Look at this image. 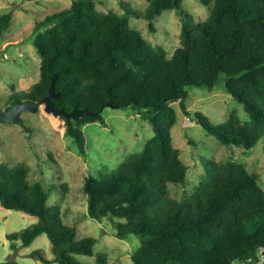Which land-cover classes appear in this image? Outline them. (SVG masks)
Returning <instances> with one entry per match:
<instances>
[{"label": "trees", "instance_id": "trees-1", "mask_svg": "<svg viewBox=\"0 0 264 264\" xmlns=\"http://www.w3.org/2000/svg\"><path fill=\"white\" fill-rule=\"evenodd\" d=\"M183 1L149 0L143 11L119 13L100 10L96 0H72L49 14L34 38L41 75L26 97L40 98L56 76L58 108L96 112L77 120L60 115L82 154L84 125L106 123L99 110L109 102L142 113L152 124L154 134L140 151L111 172L88 174L83 185L89 217L110 216L117 236L140 237L134 264H257L264 249V187L256 171L237 160L205 159L207 174L193 202H178L168 190L169 182L185 183L189 170L173 140L175 102L225 144L253 150L263 137L264 0H202L210 13L199 22L184 11ZM167 9L177 10L183 22L172 55L130 23L132 14L152 20ZM12 19L13 10L0 14V36ZM219 84L244 104L250 120L233 111L215 125L204 112L188 109V87ZM29 174L26 164L0 163L1 204L38 217L8 239L29 246L47 234L54 257L34 252L46 264H91L76 255L95 254L97 264H108V254L95 250L98 239H77V226L66 222L60 204L50 203L52 189L30 181Z\"/></svg>", "mask_w": 264, "mask_h": 264}, {"label": "rangeland", "instance_id": "rangeland-1", "mask_svg": "<svg viewBox=\"0 0 264 264\" xmlns=\"http://www.w3.org/2000/svg\"><path fill=\"white\" fill-rule=\"evenodd\" d=\"M102 11L124 13L127 10L143 11L149 0H96ZM72 0H0V14L13 10L11 25L0 36V86L9 90L16 84L18 89L29 90L41 75V56L34 38L44 27L39 23L46 16L67 8ZM184 11L195 22L205 20L210 9L202 0H184ZM130 23L156 46L165 48L172 55L181 43L182 17L175 9H167L152 20L132 14ZM188 109L204 112L213 124L224 122L233 111L243 121L250 120L243 103L222 85L214 89L188 87ZM178 123L172 134L176 147L188 165L185 183L169 182L168 196L183 202L196 199L198 185L207 174L206 160L243 162L259 174L264 187V135L253 150L244 146L228 145L206 129L195 116L187 115L179 102ZM106 123L93 121L84 125L86 154H82L75 139L66 132V120L45 110L25 113L26 124L32 129L8 124L0 129V163L11 166L26 164L30 168V181H42L52 189L51 204H60L65 220L78 228L77 239L94 236L97 252L108 254V264H134L132 253L140 243L138 235L123 238L116 235L117 228L110 216L94 219L88 216L84 181L88 174L100 175L113 171L129 155L140 151L154 134L153 126L131 108L107 106L103 110ZM2 140V142H1ZM64 185V186H63ZM38 217L22 210L8 209L0 202V264L12 260L21 264H45L39 257L52 259V242L42 234L29 246L12 242L7 234L19 231L36 222ZM264 249L262 250V252ZM34 253V254H33ZM81 262L97 264V255H76ZM60 264V263H52ZM235 264H245L236 261ZM264 264V254L261 261Z\"/></svg>", "mask_w": 264, "mask_h": 264}, {"label": "water", "instance_id": "water-1", "mask_svg": "<svg viewBox=\"0 0 264 264\" xmlns=\"http://www.w3.org/2000/svg\"><path fill=\"white\" fill-rule=\"evenodd\" d=\"M56 76L53 77L51 87L41 95L39 100H26L24 102H17L10 109H7L5 112L0 113V121L2 122H20L22 123V119L20 117L23 111H32L38 112L40 110L41 105H45L44 108L47 112L53 113L55 116L64 115L68 120L70 119H79L85 114L95 115L96 112L89 110L88 108H78L75 107L72 111L68 112L64 108H58L55 104L54 99L59 98L61 93L57 91L56 86ZM107 106L112 107H120L118 104H113L112 102L107 103L102 106L99 111L104 110ZM264 254V251L262 252Z\"/></svg>", "mask_w": 264, "mask_h": 264}, {"label": "flooded vegetation", "instance_id": "flooded-vegetation-1", "mask_svg": "<svg viewBox=\"0 0 264 264\" xmlns=\"http://www.w3.org/2000/svg\"><path fill=\"white\" fill-rule=\"evenodd\" d=\"M0 81H1V76H0ZM26 91L25 89H18L16 84H11L9 90H5L0 86V113L5 112L7 109H11L13 107V105L17 102H24L26 100H33V101H37L38 99H32V98H27L26 97ZM42 106V105H41ZM45 106V105H44ZM25 113H32V111H23L20 115L21 119H22V123L20 122H2L0 121V129L4 126V125H8V124H15V125H19L21 128H23L24 130L32 129V126H29L28 124H26V120H25ZM2 142V140H1Z\"/></svg>", "mask_w": 264, "mask_h": 264}, {"label": "crops", "instance_id": "crops-1", "mask_svg": "<svg viewBox=\"0 0 264 264\" xmlns=\"http://www.w3.org/2000/svg\"><path fill=\"white\" fill-rule=\"evenodd\" d=\"M19 243H20V242H19ZM15 260H16L15 262H18L17 259H15ZM6 261H7V260H6ZM3 262H5V261H2L1 264H2ZM44 263H45V262H44ZM45 264H46V263H45ZM51 264H52V263H51Z\"/></svg>", "mask_w": 264, "mask_h": 264}, {"label": "built area", "instance_id": "built-area-1", "mask_svg": "<svg viewBox=\"0 0 264 264\" xmlns=\"http://www.w3.org/2000/svg\"><path fill=\"white\" fill-rule=\"evenodd\" d=\"M262 253V252H261Z\"/></svg>", "mask_w": 264, "mask_h": 264}]
</instances>
